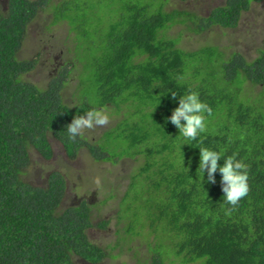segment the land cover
<instances>
[{
  "label": "trees",
  "instance_id": "obj_1",
  "mask_svg": "<svg viewBox=\"0 0 264 264\" xmlns=\"http://www.w3.org/2000/svg\"><path fill=\"white\" fill-rule=\"evenodd\" d=\"M171 1H0V264H101L141 238L150 264H264V91L255 99L247 93L264 89V46L249 60L206 38L214 30L237 28L264 0H225L206 17L169 10ZM45 10L54 24H69L82 42L71 41L77 44L67 50L62 77L41 88L24 80L37 61L18 56L28 28ZM175 26L201 38L198 48L184 49V31L171 37ZM92 45V63L73 57L77 49L85 57ZM73 70L93 77L95 104L89 98L80 102L78 94L65 102ZM189 91L199 93L212 115L199 140L184 145L166 118ZM91 108L110 109L121 121L95 144L84 136L70 140L67 124ZM51 135L71 160L86 149L98 163L114 165L122 158L142 163L123 191L125 208L117 209L124 228L116 244L102 247L90 239L93 208L86 200L61 208L67 189L62 173L53 172L44 187L23 180L31 149L53 158ZM199 147L235 153L248 165L249 192L230 214L221 174L213 184L205 173L203 182ZM110 150L122 158L109 159ZM110 222L101 219L96 226L107 230Z\"/></svg>",
  "mask_w": 264,
  "mask_h": 264
},
{
  "label": "rangeland",
  "instance_id": "obj_2",
  "mask_svg": "<svg viewBox=\"0 0 264 264\" xmlns=\"http://www.w3.org/2000/svg\"><path fill=\"white\" fill-rule=\"evenodd\" d=\"M6 0H1L4 4ZM61 0H52L56 4ZM225 0H172L168 9H180L197 13L199 16L206 17L210 11L223 4ZM52 10V9H51ZM54 15L45 10L28 28L26 40L22 51L19 53V60L35 59L37 61L36 69L24 77L25 81H31L41 88H46L50 81L55 78H61V71L68 61L69 46L76 45L71 41L82 42L80 36L71 32L67 23L54 24ZM184 49H197L198 39L195 35L188 34L184 28L175 26L169 30L171 37H177L182 32ZM220 36V41H213L211 37ZM207 40L214 44H219L223 48L243 54L247 59H254L258 56L264 46V1L260 4H254L249 12L245 13L237 26L231 31L220 32L214 30L212 34L206 35ZM197 44V45H196ZM88 47V46H87ZM79 48V47H78ZM88 51V52H87ZM84 57L83 51L77 49L73 57L92 63L95 59V45L89 46ZM231 52V51H230ZM67 57V58H66ZM72 57V56H71ZM86 59V60H85ZM68 63V62H67ZM67 67L70 69L71 66ZM64 76V75H63ZM83 73L79 70H73L68 78L69 84L63 90V96L67 104L74 101V95L78 94L80 102L84 98H89L95 104V86L91 83V75L83 78L82 87L78 86L81 82ZM85 82L87 85H85ZM264 89L260 86L250 88L247 93L252 99L258 98ZM74 94V95H73ZM262 103L261 99H258ZM109 122L103 126H95L91 129H85L83 136L89 143L95 144L97 140L107 131L113 129L121 121V117L114 114V111L107 110ZM51 147L54 151L51 160H45L36 150H30L31 166L23 176V180L36 187H44L47 184L48 177L53 172H60L66 178V195L61 205L62 209L78 206L80 201L86 200L92 207V222L94 227L88 231L90 239L96 244L105 247L114 245L120 239L123 225H119L117 209L122 211L125 208L124 201L129 180L136 173V168L142 164L139 160L123 159L122 156L114 150H110L111 160L121 159L116 164L98 163L90 153L84 149L76 159L71 160L58 140L50 136ZM105 145L104 138L99 143ZM99 178L100 184L95 182ZM98 206L95 208V206ZM119 206V207H118ZM101 216V217H100ZM103 220H109L110 225L107 230H101L96 226ZM166 246V245H165ZM123 251L114 250L117 259L106 260L101 264H150V254L147 251L146 243L143 239H134L125 246ZM77 264H87L78 262ZM166 264H170L169 261Z\"/></svg>",
  "mask_w": 264,
  "mask_h": 264
},
{
  "label": "clouds",
  "instance_id": "obj_3",
  "mask_svg": "<svg viewBox=\"0 0 264 264\" xmlns=\"http://www.w3.org/2000/svg\"><path fill=\"white\" fill-rule=\"evenodd\" d=\"M171 95L173 98L177 96L175 92H171ZM211 115L212 109L200 99L199 93L189 91L187 94L179 96L178 106L166 119L176 126L179 130V137L185 142L184 145H187V142L199 140L200 135L206 131L207 118ZM108 122L109 115L106 109L91 108L81 115H76L67 124L68 138L74 141L77 137L83 136L85 129L103 126ZM199 142L202 143V141ZM198 149L200 153L198 170L203 182L205 183V173L207 174L206 182L213 184L216 183L215 174H221L223 203L226 206H231L226 208V214H230L232 209L238 206L241 199L249 192L248 165L242 159H238L235 153L226 156L222 151L208 147H199ZM220 160H223L222 165L218 163ZM95 182L99 185V178Z\"/></svg>",
  "mask_w": 264,
  "mask_h": 264
},
{
  "label": "flooded vegetation",
  "instance_id": "obj_4",
  "mask_svg": "<svg viewBox=\"0 0 264 264\" xmlns=\"http://www.w3.org/2000/svg\"><path fill=\"white\" fill-rule=\"evenodd\" d=\"M1 1V0H0ZM2 3V2H1Z\"/></svg>",
  "mask_w": 264,
  "mask_h": 264
}]
</instances>
